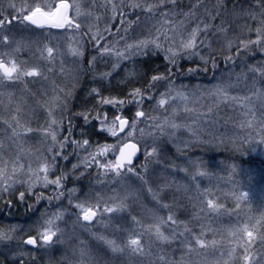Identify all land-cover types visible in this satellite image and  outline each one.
Listing matches in <instances>:
<instances>
[{"label":"snow or ice","instance_id":"1","mask_svg":"<svg viewBox=\"0 0 264 264\" xmlns=\"http://www.w3.org/2000/svg\"><path fill=\"white\" fill-rule=\"evenodd\" d=\"M91 7L94 11H82L79 4L75 5L77 17L84 22L94 21L82 26L69 19L66 0L26 7H18L11 0L6 5L0 4V109L7 116L0 117L6 126L0 150L7 145L16 153L10 161L0 157V198L24 188L18 193L20 203L26 200V194L34 195L37 203L46 200L50 205L53 200L62 204L63 198H67L71 209L41 212L27 230L24 227L0 230L2 254L11 257L8 264H40L44 256H49L48 264H68L66 259H53L52 253L66 242L69 231L93 223L113 230L114 238L99 236L98 239L116 257L127 256L146 264H174L166 258L163 247L179 239L189 253L225 249L220 251L217 264H264V214L255 218V223L250 218L242 225L220 230L226 233V244L224 239L204 238L206 232L215 235L217 230L201 220L219 217L222 206L207 199L208 190L201 191V181L211 177V171L202 170V162L188 155L193 147L211 144L217 123L214 110L221 104L239 110L238 115L243 118L240 128L258 126L264 133V60L249 63L257 52L264 56V0H215L211 5L205 0L189 4H183L182 0H104L100 4L94 2ZM100 10L106 22L119 17L120 27L115 34L110 27L99 28ZM129 14L135 19H127ZM65 26L79 33L78 38H64L68 41L66 49L62 48L60 38L48 36L40 40L32 35L45 27L64 29ZM136 29H141L140 36L129 38L128 33ZM121 31L124 35H120ZM113 35L119 39H112ZM85 38L92 45L90 58L85 44L81 43ZM25 52L31 53L30 58L20 59ZM161 54L162 64L150 63ZM64 57L71 58V68L65 67ZM57 61L62 77L79 83L83 73L94 85L87 90L82 110L68 119V135L63 140L58 138L65 130L62 113L72 92L53 81V94L44 105L37 103L33 107L28 103V97L34 95L27 87L29 78L48 81L55 74ZM182 61L196 66L185 72ZM201 71H211L216 81L207 93L200 90V85L194 88L177 85L178 74ZM17 85H23L19 95L8 90ZM206 97L213 100L211 105L204 103ZM146 105H152V111ZM37 108L44 109L46 119L43 127L34 129L29 124ZM73 120L80 123L74 126ZM142 123L147 128H140ZM75 128L81 130L82 139L73 138ZM137 131L138 136L134 135ZM105 134L116 138L117 143H103L101 138ZM185 135L187 139L183 138ZM31 136L39 137L41 147L35 151L24 147ZM133 139L137 142L132 143ZM141 142L146 146V163L141 168L147 174L148 162L153 163L152 171L160 181L155 189L148 186L145 175L135 171L134 159ZM170 145L176 147V152L181 154L179 158L187 166L166 162L164 157ZM68 147L72 148L69 155L76 156L78 163L72 164L71 173L60 171L55 175L60 169L59 161L69 159L64 154ZM110 154L115 155L114 160L108 159ZM32 156L35 167L31 161L27 165L20 162ZM81 167L89 175L88 170L95 167L98 176L104 178L98 180V186L108 187L110 194L93 190L82 193L84 198L80 199L74 195L76 188L67 189L66 184ZM166 172L183 173L187 182L168 180L163 175ZM128 174L135 175L142 187L147 186L152 207L139 203L141 189L121 183L126 182ZM109 176L112 180L105 183ZM38 185L45 191L52 188L53 194L37 193L34 190ZM173 188L186 195L193 193L188 195L192 213L187 220L179 219L182 209L175 200L164 202L163 193ZM246 197L245 192L238 199ZM11 203L7 200L5 206ZM205 203L207 207L203 206ZM136 207L139 212L133 214ZM195 225H199L198 235ZM181 228L183 231H178ZM78 255V264H96L85 248Z\"/></svg>","mask_w":264,"mask_h":264},{"label":"rangeland","instance_id":"2","mask_svg":"<svg viewBox=\"0 0 264 264\" xmlns=\"http://www.w3.org/2000/svg\"><path fill=\"white\" fill-rule=\"evenodd\" d=\"M59 0H55L57 2ZM70 3V9L68 11L69 19L74 20L76 23H92L94 21H82L81 18L76 16V8L75 5L79 4L82 11H94L91 7L93 3H103L104 0H68ZM9 0H0V4H7ZM11 2L15 3L18 7L20 6H28L35 5L37 3L48 2L51 3L53 0H11ZM119 2V0H116ZM215 3V0H207L208 5ZM187 10V9H183ZM127 12H131V10H126ZM101 15V20L98 23L99 28L102 30L103 28L110 27L111 32L113 34L116 33L118 27H120V19L119 17L115 21L106 22L103 19L102 10L99 11ZM11 15V14H9ZM127 19L133 20L135 16L128 15ZM243 23V21H240ZM254 26V25H253ZM141 34V29H136L135 32L130 31L128 33L129 38L139 37ZM23 35H28V33H24ZM33 35L34 39L43 40L44 37H53L60 38L61 46L63 49H66L68 41H66L65 37L76 36L79 37V33H77L73 28H69L65 26L64 29L54 30L49 27H45L44 29H38ZM120 35H124L123 31H121ZM112 39H119L118 36L113 35ZM130 42V40H129ZM81 43L85 44L86 47V55L88 58L91 56V43L87 42V38H85ZM234 51V50H233ZM31 53H21L20 59H29ZM163 59V54L160 55ZM65 59V67L71 68L72 61L70 57H64ZM59 60V58H58ZM264 60V56H261L258 52L255 56L249 59L250 64L256 63V61ZM187 67V64H190L191 67H195V64L181 62V64ZM86 66V64H85ZM130 66V65H129ZM204 66L201 65V68ZM221 67L223 64L221 63ZM189 68V67H188ZM187 69L184 71L186 72ZM239 70V69H237ZM119 79V78H117ZM55 81L57 85L61 88H64L65 91H71L72 95L67 98V109L63 111V120H64V131H62L59 135V139L63 140L65 135H68L66 129L68 126V119L75 113H78L82 110V105H84L87 100V90L88 88L94 86L91 85L89 81V77L81 74L79 78V83L75 81H70L59 74V63L57 61L56 70L54 75H50L48 81L43 80H32L29 78L27 82V87L30 89L31 93L34 95H30L28 97V103L30 106L35 107L37 103L40 105H44L49 98L52 96V82ZM177 85H188L189 88H194L196 85L201 86V91L207 93V90L212 87L213 84L216 83L213 78V73L211 71L197 72L194 74L183 75L178 74L176 77ZM75 84L73 88L72 85ZM23 88V85H17L14 89H8L9 91H16L19 95L20 90ZM163 91V89H161ZM89 105L91 101H88ZM204 103L206 105H211L213 100L211 98L206 97ZM152 105H146L148 111H152ZM206 111V109H204ZM239 110L234 108L231 105L221 104L217 110H214V118L216 119V127L214 130V139L211 144L200 145L199 147H193L189 150L188 155L194 159L199 160L204 165V169L202 170H210L212 175L211 177H204L201 181L202 187L201 191L208 190L207 199L213 200L216 204L222 206V215L219 217H209V219H202L201 223L207 225L208 227L217 230V233L213 235L211 232H206L204 238L206 240L211 241L212 239L216 240H225V244L227 243L226 233H222L220 230L225 228H231L233 226L242 225L249 221L252 218V222L255 223V218L260 217L264 214V171L259 172L247 166H240L234 164V162L225 163V159L233 160L234 156L243 155L247 156L248 154L258 155L264 158V142H260L262 138H264V133H261L259 127H253L252 129L240 128L239 125L242 123L243 118L238 115ZM36 116L31 120L29 124L32 128L43 127L45 125V115L43 108L36 109ZM159 114V113H156ZM112 113H109V117L111 118ZM57 118H60L61 113L57 111ZM0 117L7 118L4 111L0 109ZM73 125L80 123L78 120L72 121ZM140 128H147L146 124H140ZM6 126L3 124L2 120H0V140L4 139L2 133L5 131ZM81 130L79 128H75L73 133V138L82 139L79 136V132ZM134 135L138 136L139 132L137 131ZM187 139L185 135L183 137ZM95 139V138H94ZM103 143L108 144H116L117 139L108 136L105 134V138H101ZM127 141V140H126ZM132 141L137 142L135 139ZM32 151L40 148L41 145L39 143V137L31 136L28 139L27 144L24 146ZM145 145L143 142L140 143L141 153L144 154ZM182 147V145H181ZM91 151V149H90ZM72 153V148L68 147L65 151V155H69ZM228 154V155H226ZM229 154L232 158L229 157ZM81 156L84 155L83 152L80 153ZM112 154L108 156L110 158ZM16 153L12 149H8L7 145H5L4 150H0V157L3 160L10 161L15 159ZM115 156V155H113ZM181 156L180 153L176 152V147L170 145L169 150L165 153L164 159L168 164L179 165L180 167H185L186 162L179 158ZM224 159V160H222ZM114 160V157H113ZM143 160L146 161V158ZM31 161L33 166L35 167V156L32 157H24L21 159V163L27 165V163ZM60 169L55 172V175H59L60 171H66L71 173L72 164L78 163L76 156L69 155V159L67 161L61 159L59 161ZM143 161L137 166L135 171L140 173L141 175H145V178L148 180V186L153 187L154 189L157 187V184L160 182L157 179V176L153 173V163L148 162V172L145 174L140 171L141 165H144ZM208 166L211 169H208ZM11 167V165H9ZM90 171V175L86 170L81 167L79 172L73 174V178L66 184L67 189L76 188L77 191L74 193L75 196H79L80 199L84 198L83 194H86L90 191H97L102 193H109V188H100L98 186V180H104L103 177H99L96 168L93 167ZM139 171V172H138ZM159 170H157L158 172ZM190 172L195 171V169H189ZM80 173H85L83 176ZM168 180H177L180 183H186L187 180L183 173L173 174L171 172H166L163 174ZM79 177V179H76ZM50 178H54V175H51ZM112 180V177H107L105 183H108ZM122 184L126 183L133 189H141L139 192V203L143 205H147L148 207L153 206L152 195L147 191V186L142 187L141 181L137 179L135 175L128 174L126 182L122 181ZM117 191L120 190V185L116 186ZM19 191H24V188H18V191L14 195H5L3 198H0V202H5L7 200H13L16 204H21L18 200ZM37 193L44 192L45 196H49L53 194V189L48 188L47 191L43 189L41 186H37L34 190ZM247 193V197L245 199H238L242 193ZM83 193V194H82ZM190 193L188 195H192ZM188 195L183 192L176 191L175 188L171 190H166L163 193L164 202L166 203H177L178 207L182 209V214L179 215L180 220L189 219V214L192 213V204L189 203ZM26 200L32 201V208L27 207L26 212L20 214L18 211L13 210L10 214V209L8 214V219L0 225V230L7 231L8 229L20 227H24L27 230L28 225L32 220L36 219L41 212H55L58 209H66L71 211L68 207L67 198H63V203L53 200L51 205L45 200L40 203L36 202L35 196L26 194ZM25 200V201H26ZM24 201V202H25ZM28 201H26L27 203ZM75 202V201H74ZM239 205V207H237ZM29 206V205H28ZM207 207L206 203L203 205ZM33 211H35V216L33 215ZM139 212V208H134L133 214ZM166 215V213H165ZM63 226V225H62ZM69 229L72 227L71 221H69ZM193 225L190 224V227ZM112 229H105L103 224L101 223H93L87 225L85 228L77 227L76 230L69 231L65 240L66 242L58 247V250L52 253V258L60 261L66 259L68 264H78L79 260V250L81 248H85L92 259L95 260L96 264H146L144 261H134L130 260L127 256H114L107 248V246L98 239L99 236H105L106 238L112 239ZM178 231H183V229H178ZM195 234H199V225H195ZM155 247V246H154ZM195 247V245H194ZM225 249L221 248L218 251H207V252H191L185 248L183 244L180 243L179 239L175 240L171 244L165 245L163 247V253L166 254V258L169 261L174 262V264H201V263H211L217 264L220 258V251ZM3 253V244H0V262L2 264H8V261L11 259L10 256L6 257ZM226 258V257H225ZM49 256H44L43 260L40 261V264H48Z\"/></svg>","mask_w":264,"mask_h":264},{"label":"trees","instance_id":"3","mask_svg":"<svg viewBox=\"0 0 264 264\" xmlns=\"http://www.w3.org/2000/svg\"><path fill=\"white\" fill-rule=\"evenodd\" d=\"M194 2H195V0H182L183 4H189V3H194ZM205 3H207V0H205ZM162 62H163V59L161 58V56H159V58H155L154 57L153 61H150V63H154V64H162ZM183 65H184V63L182 64V66ZM187 65H188L187 67H185V66L183 67L184 70L187 69L188 67H191L190 64H187ZM106 111H107V109H106ZM226 155H228V154H226ZM113 157L114 156L111 155L109 159L113 160ZM229 157L232 158L230 156V154H229ZM144 158H145V155L142 154L141 157L139 158V160L134 163L135 169L137 168V166L142 161H143V163H146V161L143 160ZM222 160H224V159H222ZM224 161H225V163L234 162V164H236V165L247 166V167L252 168V169H254L256 171H259V172H263L264 171V158L260 157L258 155H252V154H248L247 156L238 155V156H234L232 161L229 160V159L228 160L225 159ZM147 166H148V164H147ZM140 171H142V169ZM96 172H97V170H96ZM11 201H12V203H11L10 206H5V202H0V225L3 222H5V220L8 219V214H9L10 209L13 208L10 211V214H11V212L13 210L18 211L20 214H23L24 212H26L27 207H29L28 205L32 206V201L33 200H31V199L30 200H26V201H28L27 203L25 201V202H23L21 204H16L15 201H13V200H11ZM2 220H3V222H2ZM201 264H211V263L204 262V263H201Z\"/></svg>","mask_w":264,"mask_h":264},{"label":"water","instance_id":"4","mask_svg":"<svg viewBox=\"0 0 264 264\" xmlns=\"http://www.w3.org/2000/svg\"><path fill=\"white\" fill-rule=\"evenodd\" d=\"M59 2V1H58ZM57 2V3H58ZM66 2L69 4V9H70V3L66 0ZM69 11V10H68ZM55 30H61V29H55ZM125 142H127V141H125ZM132 143H136L135 141H131ZM117 154H118V149H117ZM140 156H141V149H140V146H139V151L137 152V157L134 159V163L136 162V161H138V159L140 158ZM114 159H115V156H114Z\"/></svg>","mask_w":264,"mask_h":264}]
</instances>
